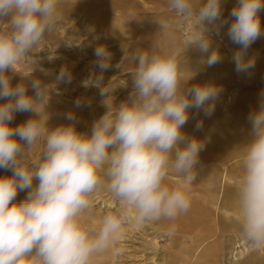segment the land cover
<instances>
[{
    "label": "clouds",
    "instance_id": "1",
    "mask_svg": "<svg viewBox=\"0 0 264 264\" xmlns=\"http://www.w3.org/2000/svg\"><path fill=\"white\" fill-rule=\"evenodd\" d=\"M222 5L223 0H202L194 9L192 0H168L177 16L196 17L198 28L186 36V50L197 49L207 67L223 59L212 47L208 28L218 35L228 23ZM57 6L58 0H0V22L8 18L7 31L0 32V101H5L0 103V169L12 171L0 176V264H90L94 255L119 239L125 224L141 228L188 213L191 201L186 191L165 181L172 171L180 175L183 186L194 183L199 155L210 136L200 139L182 129L191 109L210 116L222 91L211 82L182 86L175 52L141 50L131 56L136 65L133 91L115 113L106 111L93 121L90 134L77 131L73 112L66 116L69 123L46 130L37 105L45 101L47 89L32 79L34 96L29 95L27 85H13L8 73L16 72V66L54 29ZM262 9L264 0H238L230 12L234 19L227 36L239 45L232 56L237 73L255 66V57L247 56V51L264 36ZM94 55L98 74L82 83L106 96L103 73L111 67V54L98 45ZM56 79L70 83L72 78L62 69ZM19 112L36 116L13 126ZM247 121L249 139L234 185L235 212L242 238L260 248L264 247V93ZM202 127L203 121H198L196 130ZM42 136L41 158L31 166L21 164L25 147L31 148ZM24 190L26 197L13 202ZM100 191L110 195L119 211L106 213L98 227L86 229L79 218L91 207L90 197Z\"/></svg>",
    "mask_w": 264,
    "mask_h": 264
},
{
    "label": "rangeland",
    "instance_id": "2",
    "mask_svg": "<svg viewBox=\"0 0 264 264\" xmlns=\"http://www.w3.org/2000/svg\"><path fill=\"white\" fill-rule=\"evenodd\" d=\"M201 2L192 0L194 9ZM237 3L238 0H223V18L228 23L218 35L208 26L212 47L223 56L212 67L201 62L202 54L197 49L186 50V36L198 28L196 17L177 16L168 7V0H58L54 29L16 66V72L9 71L12 84L25 83L29 95L34 96L32 79H39L47 89L45 101L37 105L46 130L69 123L66 116L73 112L77 131L88 134L93 121L106 111L115 113L129 98L136 68L131 56L141 50L154 54L175 52L181 85L186 88L215 82L222 89L210 116L191 109L190 119L183 126L197 138L210 136L199 155L194 183L183 186L180 175L172 171L165 181L170 187L186 191L191 201L188 213L141 228L131 222L125 224L119 239L94 255L90 264H264V247L253 248L242 238L232 204L234 185L242 172L243 149L249 139L247 117L264 93V36L247 51V56L255 57L254 68L246 73L235 71L232 56L239 45L230 41L227 31L234 19L230 12ZM259 15L264 28V9ZM7 20L5 17L0 22V32L7 31ZM98 45H104L111 54V67L103 73L106 96L100 95L99 88L82 83L94 72L98 74L93 63ZM62 69L70 73V83L56 79ZM35 116L33 112H19L11 123L19 125ZM201 120L203 127L197 131L195 126ZM43 147L42 136L31 148L25 147L20 163L31 166L41 158ZM11 174V169H0V176ZM27 192L18 191L13 202L23 200ZM90 200L91 207L79 218L86 229L98 227L106 213L119 211L104 191L95 193ZM191 217L195 222L185 227L183 223ZM206 223L217 227L212 241L191 240Z\"/></svg>",
    "mask_w": 264,
    "mask_h": 264
},
{
    "label": "crops",
    "instance_id": "3",
    "mask_svg": "<svg viewBox=\"0 0 264 264\" xmlns=\"http://www.w3.org/2000/svg\"><path fill=\"white\" fill-rule=\"evenodd\" d=\"M222 65H224V64H222ZM213 83H215V82H213ZM190 121L193 122L192 120H190ZM182 131L188 136H195L196 137V135H193L191 133V131H188L186 128L182 129ZM181 146H183V145H181ZM225 177H226V175H225ZM232 204L234 206H236L234 203H232ZM232 204H230V205H232ZM234 206H233V208L235 209ZM198 217H200V216H198ZM195 218H197V217H195ZM210 221H211V219H209V222ZM194 222H195L194 218L191 217L189 219V221L187 220V222H184L183 224L185 227H191ZM204 227H205L204 229H201L200 231H198L197 234L193 235L194 237H191V240H199L200 242L206 241L207 243L211 242L212 239H210V238L212 237V235H214L217 227L213 223L212 224L206 223V225H204Z\"/></svg>",
    "mask_w": 264,
    "mask_h": 264
},
{
    "label": "bare ground",
    "instance_id": "4",
    "mask_svg": "<svg viewBox=\"0 0 264 264\" xmlns=\"http://www.w3.org/2000/svg\"><path fill=\"white\" fill-rule=\"evenodd\" d=\"M186 28V27H185ZM192 28V27H191ZM216 34V33H215ZM159 35V34H158ZM171 35V34H170ZM221 36V35H220ZM177 38V37H176ZM171 41V40H170ZM171 43H173V42H171ZM232 48V47H231ZM231 53V52H230ZM194 57V56H193Z\"/></svg>",
    "mask_w": 264,
    "mask_h": 264
}]
</instances>
